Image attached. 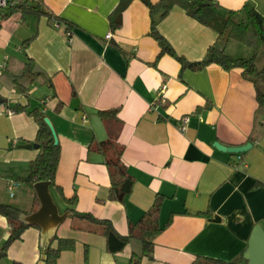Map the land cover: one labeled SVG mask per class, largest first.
Masks as SVG:
<instances>
[{
	"label": "crops",
	"instance_id": "crops-1",
	"mask_svg": "<svg viewBox=\"0 0 264 264\" xmlns=\"http://www.w3.org/2000/svg\"><path fill=\"white\" fill-rule=\"evenodd\" d=\"M121 1L39 0L46 14L15 13L2 22L0 62L8 57L9 64L0 76V203L30 214L39 200L26 179L41 146L23 147L38 143L39 124L15 107L39 109L54 124L61 146L56 184L63 196L51 186L60 212L70 211L63 197H76L71 212L109 219L128 235L160 195V221L168 225L154 238L152 257L141 264H203V257L238 263L254 227L264 228V107L259 109L256 88L241 69L210 64L193 70L162 53L142 0H132L122 25L113 28L111 17ZM214 1L224 10L249 2L264 15V0ZM158 28L191 62L205 60L218 39L214 28L180 6ZM230 47L240 56L241 46ZM28 64L37 74L34 80L16 83ZM112 109H119L123 161L135 180L124 201L109 198L105 157L91 150L94 142L109 138L100 111ZM186 115L190 121L182 132L178 125ZM216 142L252 146L233 154L219 150ZM11 181L18 183L13 196ZM81 219L68 216L52 239L54 248L66 239L75 242L57 264H130L134 252L141 253L137 241L111 253L104 235L79 229L85 225ZM41 232V227L27 228L2 264H39ZM10 234V223L0 215V247Z\"/></svg>",
	"mask_w": 264,
	"mask_h": 264
},
{
	"label": "trees",
	"instance_id": "trees-1",
	"mask_svg": "<svg viewBox=\"0 0 264 264\" xmlns=\"http://www.w3.org/2000/svg\"><path fill=\"white\" fill-rule=\"evenodd\" d=\"M132 0H122L118 9L112 15V26L118 28L122 25L123 12ZM149 8L152 16L151 34L158 41L161 52L176 57L184 68L200 70L210 64H217L226 70L241 69L243 76L250 80L257 91V101L259 109L264 107V15L251 3H245L240 9L224 10L219 8L214 0H142ZM175 6L182 7L188 15L196 19L203 25L214 28L218 32L217 41L210 46L208 57L202 61L191 62L180 56L170 42L159 31V23L166 18ZM15 13L46 14L43 5H22L11 8L2 19V22ZM0 22V27L2 25ZM241 44L252 50L250 56H236L230 52L231 44ZM7 67L4 71L7 70ZM35 74L31 64L26 65L24 72L15 77L18 83L19 78H26L30 83L34 80ZM22 86V85H21ZM23 87V86H22ZM25 90V87H23ZM62 105L59 104L58 108ZM16 112L28 111L34 116L39 124L37 142L41 144V152L30 164L29 176L26 181L34 187L39 181H50L51 186L63 196L62 189L56 184V175L61 158V146L55 144L53 132L45 121V113L39 109L28 110L27 106L17 105ZM119 109L102 110L100 115L102 120L109 127L110 135L105 141L94 142L91 150L102 153L110 171L111 190L109 198L111 200L124 201L131 194L135 180L130 174L123 161L125 145L119 141V126L122 120L119 117ZM69 205L68 210L75 212L72 207L76 197L65 198ZM164 198L157 196L153 205L145 212L143 217L136 223H132L128 235L120 234L114 224L109 219L98 218L87 213L81 217L85 225L79 229L99 233L107 238V247L111 253L122 251L126 245L132 242H139L142 248L140 254L134 252L130 264H141L144 257H152L155 243L154 238L160 234L168 225H162L160 212ZM41 203L37 200L33 211L40 208ZM21 209L5 203H0V215L4 216L11 225L9 238L0 247V264L8 256L10 246L17 240L22 239L25 230L31 226L40 228L38 225H29L20 220ZM53 240L49 245H42L43 254H46V264H57L63 250L73 249L75 242L73 239H66L62 244L54 248ZM244 254L242 255L243 258ZM203 264H236L223 259L213 257H203ZM14 264H23L15 261Z\"/></svg>",
	"mask_w": 264,
	"mask_h": 264
},
{
	"label": "water",
	"instance_id": "water-1",
	"mask_svg": "<svg viewBox=\"0 0 264 264\" xmlns=\"http://www.w3.org/2000/svg\"><path fill=\"white\" fill-rule=\"evenodd\" d=\"M45 121L53 132L55 144H59V137L54 124L48 117L45 118ZM214 145L221 151L233 154L244 153L252 146L251 143L243 146H227L221 142H216ZM40 146L41 144L39 143H33L27 144L23 147L40 148ZM34 187L38 194L41 206L33 213H22L20 220L29 225L40 226L42 229V245L47 246L55 237L59 226L68 218V216L73 215L80 218L83 217V215L75 214L71 211L60 212L51 192L50 181H39ZM46 259V254H43L39 264H46ZM236 264H264V228L262 225L258 224L254 227L244 256L242 260Z\"/></svg>",
	"mask_w": 264,
	"mask_h": 264
},
{
	"label": "built area",
	"instance_id": "built-area-1",
	"mask_svg": "<svg viewBox=\"0 0 264 264\" xmlns=\"http://www.w3.org/2000/svg\"><path fill=\"white\" fill-rule=\"evenodd\" d=\"M39 2V0H0V22H2L3 16L14 7L22 6V5H35ZM61 22L56 21V27H60ZM9 58L7 57L4 61L0 62V76L4 69L7 67ZM167 85H164L160 91V96L162 97V101H165L163 98V94L166 92ZM10 115L14 114V110H8ZM190 121V116L186 115L182 118L181 122L178 125L180 131L185 132L187 130V125ZM18 183L16 181H11L8 185V190L11 195H14V189L17 187Z\"/></svg>",
	"mask_w": 264,
	"mask_h": 264
},
{
	"label": "rangeland",
	"instance_id": "rangeland-1",
	"mask_svg": "<svg viewBox=\"0 0 264 264\" xmlns=\"http://www.w3.org/2000/svg\"><path fill=\"white\" fill-rule=\"evenodd\" d=\"M235 44V43H233ZM239 46H241L238 50L241 54H239L240 56H246V51L251 52V49L246 47L245 45H241V44H238ZM231 46V45H230ZM231 50H233V47H230Z\"/></svg>",
	"mask_w": 264,
	"mask_h": 264
}]
</instances>
